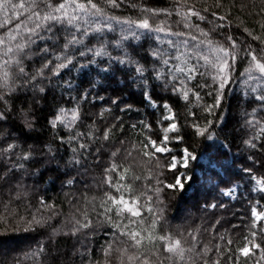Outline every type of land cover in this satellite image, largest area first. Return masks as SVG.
Wrapping results in <instances>:
<instances>
[{
  "label": "trees",
  "instance_id": "1",
  "mask_svg": "<svg viewBox=\"0 0 264 264\" xmlns=\"http://www.w3.org/2000/svg\"><path fill=\"white\" fill-rule=\"evenodd\" d=\"M63 2L0 9V264H264V0H92L18 51Z\"/></svg>",
  "mask_w": 264,
  "mask_h": 264
},
{
  "label": "snow or ice",
  "instance_id": "2",
  "mask_svg": "<svg viewBox=\"0 0 264 264\" xmlns=\"http://www.w3.org/2000/svg\"><path fill=\"white\" fill-rule=\"evenodd\" d=\"M219 2V0H218ZM111 3H113L115 5V0H111ZM11 4V0H2V2H0V9H3L4 11H7L8 5ZM35 6V0H32V4L29 5V9H31L32 7ZM11 7L13 9H24V10H29V9H25V3L20 2L18 4H11ZM95 9L96 5L92 3V0H88L87 4L80 2V0H64L63 3H60L55 9L54 12L56 13H60V15H53L52 13H47L45 15H41V13L39 11H32V14L30 16H28L27 20L22 22L24 24V30L27 31L28 33V40L26 43H18L16 44V49L20 52H23L24 48L27 47L28 45H30L31 43H34L33 37H37V38H42L38 36V30L42 27L43 23L45 21H66L69 25L74 24L77 20H81L83 19V16L78 15V13H84V14H88L89 9ZM69 9H71V12L69 11ZM98 11V10H97ZM194 15H196V13H193ZM221 19H223V17H221ZM31 22L33 24V27L29 28L28 27V23ZM5 23H7V21H5ZM2 26V25H0ZM139 27L142 28H149V24L147 22V20L143 21ZM20 26L17 25V30L19 31ZM162 29H157V31H161ZM16 39V35H9V40H15ZM229 39H231L229 37ZM5 43V40L0 38V45H3ZM74 43H79V41L75 38V35L72 36V39L68 40V43L65 45V47L68 46V44H74ZM232 47L235 48L236 45L233 42ZM13 48L9 47L7 48L5 55H7L8 52H12ZM44 51H47L46 49H44ZM220 52L224 53V57H227L229 55V53L224 50L223 48L219 49ZM249 56L251 57V62H250V67L246 70L247 71V80L248 81H257V80H264V59L258 57L255 53L249 51ZM59 59V58H58ZM232 59L234 60L235 57L233 56ZM5 64H8L9 61H4ZM17 63H19V61H17ZM47 67V65H45ZM60 67H63V64L59 65ZM230 65L227 62V59H223V62L220 65V72L223 73L226 71L227 68H229ZM20 71L23 72V68H20ZM254 73H258L259 75H254ZM8 76L7 72H4V79L6 80ZM224 81H227V77H224ZM224 84H221V87H223ZM255 90V89H253ZM185 98L186 95H185ZM73 119L76 118L75 114H73ZM57 119H60L59 117ZM55 123V122H54ZM170 131H175L176 130V125L172 124L170 126ZM105 138H107V136L105 135ZM155 146V145H154ZM12 146H9V148H11ZM155 150L157 152H163L166 149L162 148V147H155ZM179 183V182H178ZM259 183V182H258ZM171 187H175V186H171ZM110 199H112L110 197ZM115 203L117 205H121L120 207V211H127L129 212L132 216H139L140 212L138 209L135 208L134 205H130L128 201L124 200L123 198L116 200ZM253 215L257 216V219H261L262 217H264V214H257V213H253ZM87 226V225H85ZM139 236V233H132L131 234V239L136 241V244L139 245L140 244V240L137 239V237ZM161 240H168L170 238L168 237H160ZM166 251L171 252V253H177L181 259H183V253H184V249L181 248V242L180 240H174L171 241L168 246L166 247ZM251 249L248 247H245L243 249H241V253L244 256H247L250 254ZM106 254H110V253H106ZM131 259V258H130ZM143 264H148V261L145 260L143 262Z\"/></svg>",
  "mask_w": 264,
  "mask_h": 264
},
{
  "label": "rangeland",
  "instance_id": "3",
  "mask_svg": "<svg viewBox=\"0 0 264 264\" xmlns=\"http://www.w3.org/2000/svg\"><path fill=\"white\" fill-rule=\"evenodd\" d=\"M73 114L74 112L73 111H70V110H61L59 111V113L51 120L52 123L55 125V124H62V125H71L75 119H73ZM76 116V115H75ZM60 118V119H57V118ZM55 122V123H54ZM227 196H231L229 193H227ZM255 213H257L255 211ZM258 214V213H257ZM256 218L257 216L254 215Z\"/></svg>",
  "mask_w": 264,
  "mask_h": 264
}]
</instances>
